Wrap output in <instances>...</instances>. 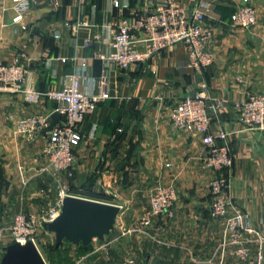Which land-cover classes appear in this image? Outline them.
Returning <instances> with one entry per match:
<instances>
[{"label":"crops","instance_id":"0c3cea01","mask_svg":"<svg viewBox=\"0 0 264 264\" xmlns=\"http://www.w3.org/2000/svg\"><path fill=\"white\" fill-rule=\"evenodd\" d=\"M59 1L60 8L53 11L47 0H39L37 7L14 23L12 0H0V62L26 54L27 85L41 93L61 88L75 71L74 56L90 65L81 88L97 92L104 66L96 55L105 53L110 41L109 30L101 25L132 18L141 9L159 3L190 5L195 0H118L125 8H114L113 0H85L84 4ZM213 2L214 17L219 16L223 23L212 24L216 32L210 44L214 55L210 67L198 74L186 65L185 47L176 44L129 72L109 68L105 88L109 97L78 127L81 138L74 150L75 179L69 187L80 190V180L93 169L109 173L114 183L108 188L119 200L116 205L121 216H130L131 211L136 214L148 208V199L143 206L142 198L157 183H174L178 200L173 217L165 222L157 220L163 224L168 245L159 247L154 257L166 264H176L173 250L182 254L186 264H203L221 241L222 225L210 216L208 187L214 173L201 167V142L195 135L174 129L169 121L174 105L195 91L201 79L206 80L212 95L228 102L224 111L211 116L210 123L212 135L218 131L228 134L233 165L223 173L228 180L226 193L231 204L250 216L252 226L264 231V134L240 125L235 108L249 95L264 93V0H250L258 23L247 31L222 26L228 19L219 14L236 7L240 0ZM76 21L85 26L72 35L65 25ZM94 34L98 40L93 39ZM54 106L46 99L28 104L22 96L0 87V173L5 183L0 191V227H7L17 212H38L39 204L47 209L56 201L55 181L42 171L40 151L47 134L39 133L33 140L13 135L19 119L51 113ZM128 175L140 180L130 186L123 180L130 179Z\"/></svg>","mask_w":264,"mask_h":264},{"label":"built area","instance_id":"2783aa9c","mask_svg":"<svg viewBox=\"0 0 264 264\" xmlns=\"http://www.w3.org/2000/svg\"><path fill=\"white\" fill-rule=\"evenodd\" d=\"M12 3L15 10L12 21L19 23L30 10L39 5V0H12ZM47 3L53 11L61 6L59 0H47ZM78 3L84 4L85 0H78ZM112 5L114 8H125L118 0H113ZM210 7V0H195L190 5L164 2L152 8L141 9L132 18H119L101 25L109 30L110 41L108 50L96 55L104 70L97 79L95 93L81 88L87 79L86 71L90 65L88 60L80 59L79 56L71 59L75 62V71L67 76L61 88L45 93L27 85L26 54L19 53L10 62H0L2 89L22 96L31 105L42 99L55 105L51 113L19 119L13 135L33 140L39 133L47 134V142L40 151L44 164L42 171L49 174L58 186L53 206L38 213L17 212L11 218L9 226L0 227V260L7 245H25L30 241L38 250L36 241L39 234H51L45 225L58 217L63 198L72 196L61 182L62 177L70 181L74 176V150L81 138L78 127L96 110L101 100L109 97L105 90L106 71L115 68L129 72L166 49L182 44L186 52V65L201 74L211 66L214 59L210 50L212 33L206 24ZM230 21L232 27L241 30H249L257 25L258 17L250 0H240ZM65 26L75 35L85 23L76 21ZM93 39H99L97 34L93 35ZM56 60L62 63L66 61L65 58ZM227 103L226 99L212 95L208 83L201 80L195 91L185 95L174 105L169 121L174 129L198 137L202 145L199 153L201 167L214 173L208 187L211 197L210 216L222 225L221 241L203 264H226L228 255L235 260V264H264V231L254 228L250 216L231 204L226 193L228 180L223 173L233 165L228 134L218 131L212 135L210 132L211 116L224 111ZM235 108L240 125L249 131L264 134V93L249 95L237 103ZM53 112L60 115V120L52 130H48ZM177 200L178 193L173 182L158 183L149 197L148 208L131 227L119 226V235L141 234L160 243L163 224L159 225L157 220L162 216L166 220L171 219ZM252 244L254 248H251Z\"/></svg>","mask_w":264,"mask_h":264},{"label":"rangeland","instance_id":"374dc122","mask_svg":"<svg viewBox=\"0 0 264 264\" xmlns=\"http://www.w3.org/2000/svg\"><path fill=\"white\" fill-rule=\"evenodd\" d=\"M211 2L214 3L213 0H211L210 3ZM212 3L210 7L211 13L209 12L208 19H207V25L212 33L210 44L214 41L215 32H216V29L212 27V24L221 25V23H223V20L219 18V16L218 18L214 17L215 15L213 12L214 9L212 8ZM222 14L223 13H221L220 15ZM226 16L228 17V15ZM224 22L225 23L222 24V26L223 25L230 26L232 29H234V27L231 26V23H229V21L228 22L224 21ZM234 30L241 31L240 29H236V28ZM226 31H229V30L227 29ZM244 31H247V30H244ZM93 170L94 172L91 173L90 176H88L86 179L84 178L80 180V184H78L81 186L80 190H77V189L70 190L69 181L65 180L66 179L65 177H62L61 183L62 184L64 183V185L68 188L67 193L71 194L72 196L116 205L117 201L119 202V200L114 198V196H112L114 192L108 188L111 185H113L112 183H114L112 181L113 179H110L111 175L106 172L101 173L99 169H93ZM128 176L127 178H130V179H123V180L126 181L128 185L130 184V186L133 183L137 184L138 181L140 180V179H135V178L132 179L130 175ZM73 179H75V174H74ZM94 183H96V186L91 188L90 185L91 184L93 185ZM108 183H110L109 186H108ZM153 188L151 191L147 192L145 196L142 198V202L144 203L143 206H145L146 199H148L149 201V197L153 191ZM27 190L28 192H31L32 188L30 187ZM128 190L132 191L133 187L129 188ZM53 191H55V195H57V192H58L57 183L54 184ZM125 195L129 196L126 192H125ZM137 204L141 205L140 199L137 200ZM43 207L44 206H42V204H39L38 212L43 211L44 210ZM145 210L146 209L144 208L141 212H137L136 214H134L131 211L130 216H126L127 214H124L121 216V213H120L116 219L114 230L107 237H105L103 241H98V240L92 241V243L86 249L78 248L77 246L64 242L59 246V250L54 252L51 250L52 246H54V235L45 234V233L39 234V236L37 237V241H36L38 251L46 264H154L156 261L154 257V254H155L154 252H157L158 249H161L159 247H165V245H168L167 242H165L166 239L163 233L161 236L160 243H157L148 237L142 236L141 234L139 235L130 234V235H125V236L119 235L120 234L119 226L131 227L140 218V216L143 214ZM38 212H33V213H38ZM164 220H165L164 216L159 218V221H164ZM9 224L7 226H9ZM173 251L177 253V255L174 256V259H176V264H186L187 263V261H183L184 258L183 259L181 258L182 254L180 255L179 251H176V250H173ZM152 252H153V255L151 258L150 254ZM226 264H235V260H233V258L230 255H228V257L226 258Z\"/></svg>","mask_w":264,"mask_h":264},{"label":"water","instance_id":"95a60500","mask_svg":"<svg viewBox=\"0 0 264 264\" xmlns=\"http://www.w3.org/2000/svg\"><path fill=\"white\" fill-rule=\"evenodd\" d=\"M60 115H50L48 130H52ZM121 208L114 204L66 196L62 200L58 217L45 225L54 235V247L62 243L74 246H89L92 241H103L113 230ZM0 264H46L34 244L11 243L6 246Z\"/></svg>","mask_w":264,"mask_h":264},{"label":"trees","instance_id":"16d2710c","mask_svg":"<svg viewBox=\"0 0 264 264\" xmlns=\"http://www.w3.org/2000/svg\"><path fill=\"white\" fill-rule=\"evenodd\" d=\"M234 9H235V7L233 8V9H225L224 11H220V14L221 13H223L221 16H222V18H227L228 19V21H229V23H231V21H230V17H231V14L234 12ZM227 11V12H226ZM226 15H228V17L226 16ZM73 178H74V176H73ZM73 178L71 179V180H73ZM71 180L69 181L70 183H72L71 182ZM49 181V180H48ZM5 185V183H4V179H1V173H0V191H1V189H2V187ZM71 186V185H70ZM91 188H92V184H91V186H90ZM84 188V187H83ZM70 190H75V188H74V186L72 185L71 187H70ZM87 190V189H86ZM101 196H103V195H101ZM98 197V196H97ZM78 248H82V249H86V248H88L89 246H87V247H82V246H77ZM51 250L52 251H54V252H56V251H58L59 250V247L58 248H55L54 246H52V248H51ZM149 254V253H148ZM148 257H149V255H148ZM155 263L154 264H166V263H164L163 261H161L160 259H157V258H155ZM67 261V260H66ZM167 264H169V263H167Z\"/></svg>","mask_w":264,"mask_h":264}]
</instances>
